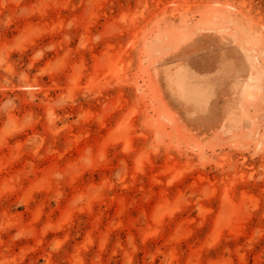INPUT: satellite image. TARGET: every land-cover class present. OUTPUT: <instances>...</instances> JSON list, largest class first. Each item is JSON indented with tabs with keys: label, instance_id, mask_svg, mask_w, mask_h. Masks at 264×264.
<instances>
[{
	"label": "rangeland",
	"instance_id": "rangeland-1",
	"mask_svg": "<svg viewBox=\"0 0 264 264\" xmlns=\"http://www.w3.org/2000/svg\"><path fill=\"white\" fill-rule=\"evenodd\" d=\"M0 264H264V0H0Z\"/></svg>",
	"mask_w": 264,
	"mask_h": 264
},
{
	"label": "bare ground",
	"instance_id": "bare-ground-1",
	"mask_svg": "<svg viewBox=\"0 0 264 264\" xmlns=\"http://www.w3.org/2000/svg\"><path fill=\"white\" fill-rule=\"evenodd\" d=\"M248 53V52H247ZM252 56V55H251ZM252 61H255V62H257L258 60H257V58L256 57H249Z\"/></svg>",
	"mask_w": 264,
	"mask_h": 264
}]
</instances>
